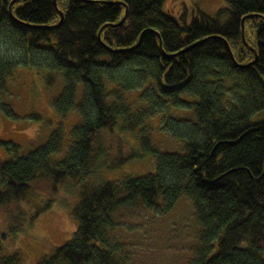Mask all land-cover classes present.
<instances>
[{
	"label": "trees",
	"instance_id": "trees-1",
	"mask_svg": "<svg viewBox=\"0 0 264 264\" xmlns=\"http://www.w3.org/2000/svg\"><path fill=\"white\" fill-rule=\"evenodd\" d=\"M165 1L0 0V92L19 65H36L48 86L61 83L56 115L77 117L59 160L61 124L26 156L0 139L15 153L0 160L1 221L30 202L33 182L82 181L76 232L37 264H159L133 235H144L138 217L162 219L182 201L194 236L174 264H264V0H227L182 24L162 12ZM156 116L179 150L153 144ZM125 135L153 153L155 170L87 185L98 162L116 169L140 157Z\"/></svg>",
	"mask_w": 264,
	"mask_h": 264
},
{
	"label": "rangeland",
	"instance_id": "rangeland-1",
	"mask_svg": "<svg viewBox=\"0 0 264 264\" xmlns=\"http://www.w3.org/2000/svg\"><path fill=\"white\" fill-rule=\"evenodd\" d=\"M227 7V0H166L162 12L182 24V18L189 23L199 12L213 17L222 8ZM252 33V32H251ZM249 34V39H254ZM22 63V62H21ZM45 69L36 65H19L8 79L6 89L0 92V139L19 147L17 156H26L47 142L51 133L61 128L64 137L61 152L54 155L56 160L62 159L72 142L71 129L77 117L60 119L52 104L53 99L61 92L58 80L54 86L45 83ZM264 80V76L262 77ZM80 89L78 97L80 96ZM61 124V125H60ZM152 141L162 152L179 150L180 144L173 141L161 130L160 116L150 119ZM125 140L137 149L140 157H135L116 169H108L114 160H105L106 166L96 164L94 173L85 182L89 186H98L102 181H119L126 174L144 176L155 170L153 153L142 149L140 141L130 135ZM15 157L13 151H6L0 145V160ZM82 181L80 178L66 179L51 187V181L44 179L32 183L28 193L30 202L21 203V210L0 220V235L7 232L9 238L1 240V256L19 253L22 264H37L40 259L50 256L55 247L71 240L78 227V221L72 209L79 199ZM45 208L44 210H41ZM39 211L32 226L28 225L30 216ZM9 217V218H7ZM139 226L144 235L135 232L133 235L146 242L145 248L152 249V255L159 264L178 262L186 247L192 242L194 226L190 205L182 201L171 213L162 219L150 215L139 216ZM21 230L12 236L11 228ZM140 229V228H139Z\"/></svg>",
	"mask_w": 264,
	"mask_h": 264
},
{
	"label": "water",
	"instance_id": "water-1",
	"mask_svg": "<svg viewBox=\"0 0 264 264\" xmlns=\"http://www.w3.org/2000/svg\"><path fill=\"white\" fill-rule=\"evenodd\" d=\"M53 2L56 3V0H53ZM59 15H60V18L62 19L63 14L60 12ZM121 23H122V21H121ZM241 29H242V37H243V25H241Z\"/></svg>",
	"mask_w": 264,
	"mask_h": 264
}]
</instances>
